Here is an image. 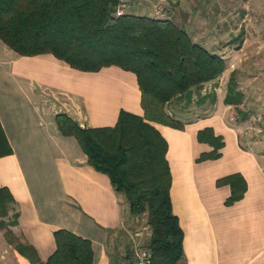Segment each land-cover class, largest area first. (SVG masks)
<instances>
[{"label":"crops","instance_id":"crops-1","mask_svg":"<svg viewBox=\"0 0 264 264\" xmlns=\"http://www.w3.org/2000/svg\"><path fill=\"white\" fill-rule=\"evenodd\" d=\"M154 2L132 0L128 13L157 18L152 13ZM202 5L203 0H177L158 18L175 21V12L183 6L192 17ZM209 11L216 19L210 37L237 30L246 36L228 55H222L227 49L208 48L227 64L212 80L217 82L255 51L254 46L256 51L260 48L264 0H209ZM259 11L260 26L255 31L260 30V44L251 40L256 27L250 21ZM227 18L238 20L239 29L223 23ZM3 47L8 67L6 73L0 72V121L13 152L0 157V187L8 188L15 198L19 216L14 230L21 241L36 248L43 261L57 248L54 232L67 229L92 241L94 264H133V242L146 245L150 228L149 233L141 231L145 228L140 229L142 215L131 214L125 195L115 189L109 175L89 164L75 136L62 134L56 116L65 113L82 127H103L114 126L122 110L143 115L137 75L119 66L83 71L52 53L26 56L5 43ZM260 65H264L261 49ZM218 84L210 92L215 93L216 101H211L215 112L180 120L183 129L156 124L167 142L173 210L184 231V254L178 264H264V155L254 151L252 143L242 144L243 121L240 124L231 115L237 126L225 122L223 116L239 105L225 103L227 88L221 96L218 90L223 87ZM171 112L181 118L175 110ZM208 127L223 136L224 146L219 158L198 161L202 153L214 149L198 139V132ZM237 172L245 177L247 190L242 199L226 205L231 187L217 186V180ZM11 248L6 259L12 264L18 258V264H31ZM0 264L6 263L0 258Z\"/></svg>","mask_w":264,"mask_h":264},{"label":"trees","instance_id":"trees-1","mask_svg":"<svg viewBox=\"0 0 264 264\" xmlns=\"http://www.w3.org/2000/svg\"><path fill=\"white\" fill-rule=\"evenodd\" d=\"M116 2L0 0V39L20 55L52 53L79 70L119 66L137 75L143 115L122 110L114 126L103 127H82L65 113L58 114L56 122L62 134L77 138L89 164L109 175L115 189L125 195L131 214L146 215L152 264H178L184 254V231L173 210L167 142L156 124L183 129L167 104L185 93L191 101L194 91L200 95L204 84L218 78L227 64L171 18L114 16ZM212 97L216 100L215 93ZM225 102L236 104L238 99L228 93ZM198 139L214 147L198 161L221 156L224 138L213 128L200 130ZM12 152L0 121V157ZM225 184L231 187L226 205L244 197L247 181L241 173L217 180V186ZM14 204L9 189L0 187V229L11 211L9 225L18 224ZM10 234L14 236L11 228L5 232L8 242L31 264H94L92 241L70 230L54 232L57 248L47 261L32 244Z\"/></svg>","mask_w":264,"mask_h":264},{"label":"rangeland","instance_id":"rangeland-1","mask_svg":"<svg viewBox=\"0 0 264 264\" xmlns=\"http://www.w3.org/2000/svg\"><path fill=\"white\" fill-rule=\"evenodd\" d=\"M188 6V9L183 6L180 8L179 12H175V15H177V17H175V21L180 26L185 25L195 41H199L209 49L211 48V46L212 48L214 46L221 51H225L227 49L226 52H222V55H228L229 52L235 50V47L237 49V47L244 42L246 36L244 35V32L241 33L240 30H237L236 34L228 33L227 35H212V37H210V31L211 29H213V25L216 24V19L215 17H213V14L211 15L209 11V0H203V5L199 8V10L193 12L192 17H189L190 14H188L187 12L189 11V9H192V4ZM185 9H187V11ZM136 10L138 9L136 8ZM185 14L188 15L186 19ZM254 15L255 16H253L250 21L251 23H253V27L256 28L253 31L255 35L251 40L254 39L255 42L260 44V30H258L257 32L255 31L260 26V11L256 12ZM227 19H224L223 23L225 22L227 24H230L231 27H236L237 29H239L240 26L238 25V20H229V18ZM261 38L262 42L258 51H256V47L254 46L255 51L251 50L249 54H246L247 58L239 61L238 66H234L231 74L227 72V75L224 76V78L217 79V82L211 81L206 83V86H203L202 92L199 96L197 95V93H193L191 101H188L191 96H187V93H185L184 97L172 99L167 104L168 112L172 113L171 111L175 110L178 117H181L179 120H183L184 122L197 119L201 116L210 115L211 113L215 112L217 107H213L214 105L211 103V101L215 102L216 100H214L212 94L210 95L209 93L211 91H216L214 88L215 84L219 83L216 86H218V88L221 86L223 87L222 90H218L219 94L222 96L226 92L227 88L226 96L228 93L235 95V98L238 99L236 105H239L240 108L239 109L238 107L234 106V108H232L233 111L231 110L232 113L230 115L225 114L223 116L225 122L230 126H237L235 120H232L230 118L231 115L237 118V122L240 123V121H243L242 124L240 123L242 127L239 130L241 131L242 144L244 146H249L252 143V145L255 146L253 150L258 151L261 155H264V65H260V49L262 50V56L264 57V33H262ZM210 39L217 40L216 42H212L213 40L210 41ZM3 46L4 43L0 40L1 74L6 73L8 67V65H6L5 63L6 57ZM228 79L229 82H227ZM205 93L208 94L206 98ZM194 95L196 97L195 100L193 99ZM12 215L13 214L10 212V214L4 218L8 222L5 225V228L0 229V258L6 264L8 262L12 264V262L6 258L9 257L8 254H10V251H12L11 247H14V245L8 242L5 236V232L11 228L14 231V236L10 234V237L21 240L18 232L14 230L15 226L9 225V221L13 219ZM143 218H145V220H143ZM1 219L2 218L0 216V220ZM140 219V225L142 226L140 227V229L145 226V228H143L141 231H143V233L148 231L149 233L150 230L146 226V215H142ZM147 234L143 236L144 240L147 237ZM18 260L19 258L16 259L14 263L18 264Z\"/></svg>","mask_w":264,"mask_h":264},{"label":"built area","instance_id":"built-area-1","mask_svg":"<svg viewBox=\"0 0 264 264\" xmlns=\"http://www.w3.org/2000/svg\"><path fill=\"white\" fill-rule=\"evenodd\" d=\"M131 1L132 0H117L114 9V16L118 17L128 13ZM176 1L177 0H155L152 6L153 15L156 17L162 16ZM132 250L133 264H152L151 252L145 244H140L139 241L135 240V242H133Z\"/></svg>","mask_w":264,"mask_h":264}]
</instances>
